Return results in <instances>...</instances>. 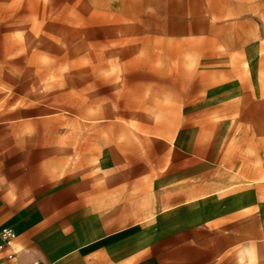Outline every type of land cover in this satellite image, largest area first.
Returning <instances> with one entry per match:
<instances>
[{
	"label": "rangeland",
	"instance_id": "rangeland-1",
	"mask_svg": "<svg viewBox=\"0 0 264 264\" xmlns=\"http://www.w3.org/2000/svg\"><path fill=\"white\" fill-rule=\"evenodd\" d=\"M83 201L264 264V0H0V225Z\"/></svg>",
	"mask_w": 264,
	"mask_h": 264
},
{
	"label": "crops",
	"instance_id": "crops-1",
	"mask_svg": "<svg viewBox=\"0 0 264 264\" xmlns=\"http://www.w3.org/2000/svg\"><path fill=\"white\" fill-rule=\"evenodd\" d=\"M80 205L56 222L37 212L0 225L15 231L8 249L24 262L38 259L45 264H206L230 238L227 231L197 223L154 236L143 247L136 227L109 232L102 217L84 201ZM15 239L20 252L13 247ZM0 251L12 264L5 258V249Z\"/></svg>",
	"mask_w": 264,
	"mask_h": 264
},
{
	"label": "built area",
	"instance_id": "built-area-1",
	"mask_svg": "<svg viewBox=\"0 0 264 264\" xmlns=\"http://www.w3.org/2000/svg\"><path fill=\"white\" fill-rule=\"evenodd\" d=\"M15 237V231L11 226H2L0 228V249H5V258L11 261L12 264H45L43 261L34 259L27 262L18 258L17 253L8 249L10 242ZM7 249V250H6Z\"/></svg>",
	"mask_w": 264,
	"mask_h": 264
}]
</instances>
